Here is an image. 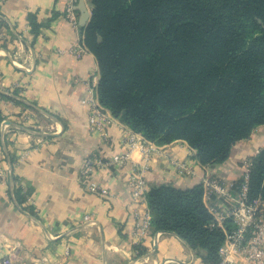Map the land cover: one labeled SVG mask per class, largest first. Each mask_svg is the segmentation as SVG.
<instances>
[{"label": "crops", "instance_id": "1", "mask_svg": "<svg viewBox=\"0 0 264 264\" xmlns=\"http://www.w3.org/2000/svg\"><path fill=\"white\" fill-rule=\"evenodd\" d=\"M66 4L0 0V262L12 256L14 264H211L175 234L155 231L150 214L146 218V199L132 200L127 177L133 165L147 164L148 189L163 184L185 189L217 179L233 194L242 161L264 148V124L238 141L225 162L212 165L200 164L183 140L157 145L144 139L146 156L131 149L126 138L135 131L108 109L106 135L91 130L86 83L94 77L98 84L99 68L92 52L80 58L72 53L82 29L63 16ZM81 5L90 17L91 1L75 0L79 19ZM30 15L39 25L37 35ZM121 152L130 156L125 166L82 175L89 158ZM175 162H190L194 173H178ZM91 181L110 196L88 191ZM14 184L25 195L22 206L13 197ZM223 200L204 194L205 205L219 211Z\"/></svg>", "mask_w": 264, "mask_h": 264}, {"label": "trees", "instance_id": "2", "mask_svg": "<svg viewBox=\"0 0 264 264\" xmlns=\"http://www.w3.org/2000/svg\"><path fill=\"white\" fill-rule=\"evenodd\" d=\"M90 1L81 33L99 68V102L135 132L157 145L186 141L200 164L212 165L264 124V0ZM13 197L24 204L15 184ZM246 200L264 203V148L250 158ZM146 202L155 231L203 251L206 263L220 260L224 232L202 183L153 186ZM224 225L230 229L231 219Z\"/></svg>", "mask_w": 264, "mask_h": 264}, {"label": "built area", "instance_id": "3", "mask_svg": "<svg viewBox=\"0 0 264 264\" xmlns=\"http://www.w3.org/2000/svg\"><path fill=\"white\" fill-rule=\"evenodd\" d=\"M63 16L75 28L80 27L75 0H67ZM2 36L3 32L0 31V39ZM71 51L78 58L89 51L84 44L82 33H80V43ZM11 62L25 71H30V67L25 62L18 63L15 58H11ZM97 85L94 77L87 81V96L84 99V103L88 109V127L105 136L106 130L112 121V116L99 102ZM144 139L141 134L135 132H130L126 138L131 149L139 148L146 156L148 150L143 142ZM129 160L128 152L116 153L107 158L91 157L85 162L82 175H91L97 168L123 167ZM174 166L177 168L178 173H194L190 162H175ZM249 166L250 159L243 162V182L237 195L234 192L232 194L230 189H226L227 187L222 185L217 179L205 180L202 183L204 194L208 193L211 195L215 193L222 197L225 196L226 200L230 199L234 202L231 206L225 207L223 200L222 205L224 208L222 211L214 207H208L214 216L215 222L224 232V241L219 248L220 260L216 264H264V203L259 201L253 204L247 203L246 191ZM147 170V164L133 165L131 167L127 177V187L134 202H142L146 199L148 183L145 174ZM86 188L90 192L99 193L102 196H110L109 190L95 181H91ZM148 217L149 212H146V218ZM227 218L232 221L233 226L230 229H226L224 225V220ZM0 264H14L12 256L3 259Z\"/></svg>", "mask_w": 264, "mask_h": 264}, {"label": "water", "instance_id": "4", "mask_svg": "<svg viewBox=\"0 0 264 264\" xmlns=\"http://www.w3.org/2000/svg\"><path fill=\"white\" fill-rule=\"evenodd\" d=\"M78 9L82 12V15L79 19V26L81 29H83L87 25L90 17L84 6L81 5L80 7H78Z\"/></svg>", "mask_w": 264, "mask_h": 264}, {"label": "rangeland", "instance_id": "5", "mask_svg": "<svg viewBox=\"0 0 264 264\" xmlns=\"http://www.w3.org/2000/svg\"><path fill=\"white\" fill-rule=\"evenodd\" d=\"M92 7V6H91ZM152 142V141H151ZM175 142V141H174ZM154 143V142H153ZM173 143V142H172ZM156 144V143H155ZM170 144V143H169ZM246 160H248V159H244L243 161H242V167H243V162H245ZM235 195H237V193H235ZM224 203H225V207H229V206H231L234 202H233V200H225L224 201Z\"/></svg>", "mask_w": 264, "mask_h": 264}]
</instances>
